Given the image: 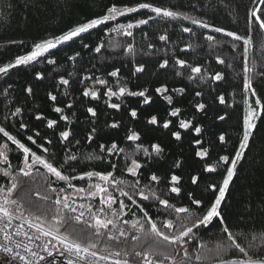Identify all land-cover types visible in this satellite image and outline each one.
I'll return each instance as SVG.
<instances>
[{
	"label": "trees",
	"instance_id": "1",
	"mask_svg": "<svg viewBox=\"0 0 264 264\" xmlns=\"http://www.w3.org/2000/svg\"><path fill=\"white\" fill-rule=\"evenodd\" d=\"M113 8L130 11L16 63ZM249 103L259 113L247 131ZM0 151V189L95 252L263 256L264 0H0ZM26 154L60 176L24 172ZM232 165L218 215L202 222ZM91 173L116 181L137 239H110L53 203Z\"/></svg>",
	"mask_w": 264,
	"mask_h": 264
},
{
	"label": "built area",
	"instance_id": "2",
	"mask_svg": "<svg viewBox=\"0 0 264 264\" xmlns=\"http://www.w3.org/2000/svg\"><path fill=\"white\" fill-rule=\"evenodd\" d=\"M0 158L3 159V156ZM109 179L110 175L106 174L97 176L95 181L88 180L84 185L67 184L66 190L54 192L52 201L79 221L96 227L107 225L106 233L110 239L135 240L140 235L137 227L127 224L125 220L107 222L110 216L104 208L105 197L107 193L114 196L113 192H108ZM0 263L173 264V261L169 258L156 261L148 253H136L134 258H130L127 252L117 250L95 252L45 228L16 202L11 191L0 189ZM209 264H264V255L259 258L231 257Z\"/></svg>",
	"mask_w": 264,
	"mask_h": 264
},
{
	"label": "rangeland",
	"instance_id": "3",
	"mask_svg": "<svg viewBox=\"0 0 264 264\" xmlns=\"http://www.w3.org/2000/svg\"><path fill=\"white\" fill-rule=\"evenodd\" d=\"M129 11L130 10L127 8H113L107 13V15L103 19H101L97 22L83 26V27H81V28H79V29H77V30L65 35V36H61V37L56 38V39H49V40H46L44 42L39 43L38 45H36L33 48L31 53H29L28 55H26L24 57L19 58L16 63L29 61L35 57L43 55L49 49L56 46L58 43L64 42V41L68 40L69 38L87 30L88 28L93 27L99 23L106 21V20L115 19L119 16L127 14ZM247 88H248V85H247ZM258 113H259V111H257V109H255L249 103V105L247 107V111H246V116H245V124H246L247 131H250L252 129L254 120L256 119ZM245 140H246V138H245ZM244 144H245V142L242 143L241 149L239 150V153L236 155L234 161L240 157V153L244 147ZM0 156H3V159L0 158L1 161L5 160V155L1 151H0ZM133 164L129 168V172H131V173H135V169H136L135 168L136 164H134V165ZM35 165H42L48 170L49 173H51L55 176H60L54 168H52L48 164H46L41 158H39L35 155L28 156V154H26L25 159H24V163L22 166V170L24 172H29L33 168V166H35ZM232 172H233V165L230 167V169H229V171H228V173H227V175L223 181V184L221 186V190L219 191V195H218L215 203L213 204L209 213L207 214V216L204 218V220L202 222H207L212 217L218 215L219 204L223 198L224 190L229 183V182L228 183H226V182L228 179L231 178ZM105 175L106 174L97 175V173H91L88 175L89 177H87V180H94L95 181V178H97V176L100 177V176H105ZM94 181H92V183ZM113 186H116V181L110 177V179H109V191L108 192H110V191L113 192L114 196H111V195H109V193H107L106 197H105V203L103 202L106 214L108 216H110L107 219V222L113 223L115 221L121 222L122 220H125L126 222H128L127 224L137 227L141 232V221L139 220V218L137 216H128L127 205L125 202H123L121 199H119V197H117V195H115L113 188H112ZM96 189H97V186L93 189V192H95ZM104 224H107V223H104ZM89 225H91V224H89ZM91 226H93L96 229V231H100L101 229H105L107 225H105L104 227H102V226L96 227L94 225H91ZM44 227L49 229V230H52L48 226H44ZM186 233H187V230L182 231V232L178 233L177 235L170 236L168 238H169V240H171L173 242L177 241L180 244L181 239L185 236ZM161 236L165 237L164 235H161ZM182 245L183 244L181 242V246ZM181 249H182V247H181ZM163 259H166V258H163Z\"/></svg>",
	"mask_w": 264,
	"mask_h": 264
},
{
	"label": "bare ground",
	"instance_id": "4",
	"mask_svg": "<svg viewBox=\"0 0 264 264\" xmlns=\"http://www.w3.org/2000/svg\"><path fill=\"white\" fill-rule=\"evenodd\" d=\"M229 181H230V179H228L226 183H228Z\"/></svg>",
	"mask_w": 264,
	"mask_h": 264
},
{
	"label": "water",
	"instance_id": "5",
	"mask_svg": "<svg viewBox=\"0 0 264 264\" xmlns=\"http://www.w3.org/2000/svg\"><path fill=\"white\" fill-rule=\"evenodd\" d=\"M1 264V263H0Z\"/></svg>",
	"mask_w": 264,
	"mask_h": 264
}]
</instances>
